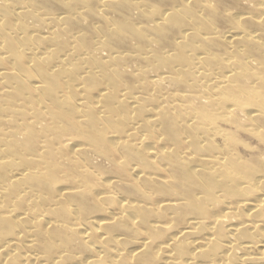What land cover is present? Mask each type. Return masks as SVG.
Listing matches in <instances>:
<instances>
[{"label":"bare ground","instance_id":"bare-ground-1","mask_svg":"<svg viewBox=\"0 0 264 264\" xmlns=\"http://www.w3.org/2000/svg\"><path fill=\"white\" fill-rule=\"evenodd\" d=\"M0 264H264V0H0Z\"/></svg>","mask_w":264,"mask_h":264}]
</instances>
